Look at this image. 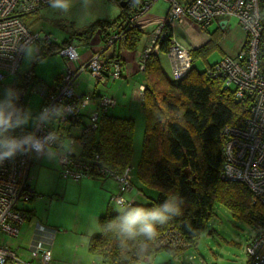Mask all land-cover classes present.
<instances>
[{"label": "built area", "instance_id": "obj_1", "mask_svg": "<svg viewBox=\"0 0 264 264\" xmlns=\"http://www.w3.org/2000/svg\"><path fill=\"white\" fill-rule=\"evenodd\" d=\"M155 0H144L139 8L125 22V27L135 25L137 17L145 14ZM168 4L164 19L144 36L145 48L140 57L143 69L147 55L159 50L166 30L175 24L191 21L200 28H206L215 19L235 18L245 32V43L236 57L226 56L215 62L207 70L208 77L221 80L223 88L230 90L236 100L246 98L249 102L248 115L241 127L226 125L222 129L224 137V161L220 178L244 184L253 196V202L264 207V75L260 71L258 45L262 35L263 0H192L180 4L177 0H165ZM55 0H0V82L8 77L17 78L20 64L27 47L35 45V55L39 46H48L55 42L47 33L32 31L23 17L37 12ZM125 29L112 34L100 51L92 53L77 67L64 68L62 75L51 89L55 93L47 95L43 86L40 93L43 102L32 129L27 132L13 133L5 139H14L19 147L11 156H3L0 149V235L16 238L20 228L28 218V210L18 206L19 202H30L35 190L30 184V169L34 155H40L57 146L59 139L66 141L57 151L59 175L62 179L79 181L85 178H110L118 185V191L110 197V203L119 208L121 197L130 207L133 202L125 197L133 188L134 167L128 164L122 173L108 168L98 153L87 157L76 155L70 146L83 147L80 135L88 129H97L100 117L109 108L116 105V99L103 95L94 99L90 93L76 94V79L82 72H89L99 82L107 76L118 79L122 73V62L118 57L104 59L103 49L117 42H124ZM169 56L172 71L178 75L182 68H190L191 58L188 50L175 39L170 38ZM58 55L68 62L79 59L74 43L62 45ZM182 63V64H180ZM142 90V86L140 87ZM96 105L87 124L76 134L68 132L69 127L82 115L90 104ZM30 138V139H29ZM27 141V142H23ZM39 143L40 147L35 145ZM254 233L246 246L245 264H264V217L254 226ZM56 229L35 225L30 241L29 259H24L0 240V264H49L51 245ZM46 234L41 237L40 234ZM157 248H189V243L173 227H169L155 239ZM200 264H213L201 262Z\"/></svg>", "mask_w": 264, "mask_h": 264}, {"label": "trees", "instance_id": "obj_2", "mask_svg": "<svg viewBox=\"0 0 264 264\" xmlns=\"http://www.w3.org/2000/svg\"><path fill=\"white\" fill-rule=\"evenodd\" d=\"M143 1L121 0L124 4H120L122 10L118 19L98 21L78 33L76 39L89 42L98 35L106 41L112 34L125 29V47L135 49L144 32L135 25L125 27V22ZM177 1L182 4L181 0ZM261 12L263 30L258 56L260 71L264 75L263 1ZM170 38L171 29L168 28L159 45L160 52L169 51ZM216 41L217 37L211 33L210 41L197 52L214 46ZM70 43H73L72 38L39 46V53L34 56L31 66L18 74L17 84L8 101L18 115L24 111V93L28 84L41 81L34 74L33 63L44 57L58 55L59 48ZM188 53L192 63L194 50ZM143 72L146 78L142 98L144 131L134 175L144 185L155 188L157 196L147 205L132 204L130 207L153 208L171 201L179 209V214H170V219L164 225H157V232L160 234L173 227L189 243V248L197 247L201 233L215 215V204L224 206L235 219L254 226L264 217V207L253 202V196L244 184L220 178L224 161L222 129L226 125H243L249 111L248 100H236L230 90L223 88L221 80L210 78L206 70L200 72L195 67H190L176 82L171 81L162 71L154 53L147 55ZM59 79L60 76H56L53 85H57ZM44 87L47 95L56 91ZM107 112L100 117L97 129H88L80 135L83 141L82 155L90 157L98 153L108 168L122 173L132 161L134 122L130 118L116 117ZM27 131L18 126L6 137ZM121 215L122 212L100 215L99 233L89 239V253L100 257L103 264H140L162 249L171 252L186 249L157 248V236L154 239L139 236L135 240H126L119 235L113 223Z\"/></svg>", "mask_w": 264, "mask_h": 264}, {"label": "crops", "instance_id": "obj_3", "mask_svg": "<svg viewBox=\"0 0 264 264\" xmlns=\"http://www.w3.org/2000/svg\"><path fill=\"white\" fill-rule=\"evenodd\" d=\"M188 1L190 0H181L180 2L186 4ZM165 14L166 10L163 16L158 18L154 26L147 30H143L142 26L138 25L136 22L134 23L137 28L144 32V35L141 37L135 49H127L124 42H117L115 46L112 45L103 49L101 53L102 58L111 59L112 57H118L122 62L121 76L118 79L111 78L113 82L110 87H107L104 83L107 78L98 82L89 72L80 73L76 79V94L90 93L93 95L94 99H98L103 95L112 96L116 99L117 103L114 107L108 109L107 114L133 120V154L130 164L134 167V173L140 158V153L138 155L140 145L136 144L135 135L136 132L139 133L144 131L142 98L146 78L143 69L140 68V57L145 48L144 36L150 33L156 25L164 19ZM211 33H214L215 37H217L215 45L201 52H197V50L206 46L210 41ZM171 37L188 51L194 50V60L190 64V67H195L200 72L207 70L211 65L223 57L238 56L246 39L245 32L235 18L215 19L206 28H200L188 20L172 26ZM221 37L224 39L227 38L228 41H223L219 45ZM80 44V52L76 46L79 59L68 62L62 57L65 64L60 69L57 76L62 75L64 68L77 67L92 53L100 51L105 44V40L99 37L97 40L93 38L89 42L82 41ZM218 48L221 52L218 58L214 61H209V52L212 49ZM154 54L158 57L160 67L169 80L176 82L185 74L184 72L179 76L173 73L172 61L168 52L164 53L157 50ZM79 78L81 79L79 80ZM84 82L88 83V85H92H89V88ZM141 86L142 90L140 89ZM48 87H53V80L52 84ZM94 110H96V105L90 103L84 109L83 115L69 127L68 132L76 134L81 127L87 124L88 116ZM137 136H139V134H137ZM66 145L64 139H59L54 149L33 156L30 169V184L34 188L36 196L29 202L30 206L26 209L28 210V218L21 226V232L18 237L12 238L10 236L0 235V240L2 244L14 250L20 257L29 259L30 254L28 245L34 236L33 230L35 225L39 224L56 229L51 245V261L49 264H103L100 257L89 253L87 245L90 237L99 233L98 218L100 215L121 212L117 206L114 204L111 205L109 201L110 197L115 195L118 191V185L114 180L110 178H85L73 184V186L78 189L80 196L84 195L90 201L89 217L85 224L75 222L70 227H67L61 221H51L48 214L41 218L37 214L40 201L45 199L38 195L48 194L46 192L49 191V186L46 183L47 177L46 175H42V171L43 169H51L54 170V175L55 172L57 174V151L61 146ZM70 148L74 154L82 155L81 146L74 144L70 146ZM35 160L39 163L36 180L34 178L35 175L32 173ZM68 187V184L58 186L59 198L49 200V203H64ZM156 196L157 190L141 183L135 175L133 178V188L125 194L128 200L140 206L149 204ZM214 207L216 213L222 206L216 205ZM248 226L249 228H243L241 226L239 227V225L232 224L228 227L220 225L216 219L211 220L201 233L196 248H186L175 252L163 249V251H166L163 252L160 250L154 255L144 259L140 264H200L201 262H211L213 264H245L247 261L246 246L254 233L253 226L251 224ZM40 235L43 238L46 237L44 233ZM33 239H36V237L34 236ZM34 263L37 264V261L35 260Z\"/></svg>", "mask_w": 264, "mask_h": 264}, {"label": "rangeland", "instance_id": "obj_4", "mask_svg": "<svg viewBox=\"0 0 264 264\" xmlns=\"http://www.w3.org/2000/svg\"><path fill=\"white\" fill-rule=\"evenodd\" d=\"M121 0H68V8H59L53 7V4H49L47 6L42 7L40 10L34 13H30L24 16L23 20L26 25L32 31H38L41 33L50 34L51 37L55 40L56 43H61L65 39L72 38L73 43L77 46L78 51H81V42L77 40L78 33L91 26L96 22L101 21H113L118 19L121 14L122 6L120 5ZM168 4L165 0H155L153 1L150 9L143 15L136 18L135 22L142 26L143 30H147L154 26L158 18L163 16ZM127 21V20H126ZM157 26V25H156ZM152 30V29H151ZM95 40L99 38L98 35L94 36ZM92 38V39H93ZM227 42V38L221 37L219 40V45L221 42ZM35 45L29 46L26 48L23 58L20 64V73L27 70L34 59ZM220 50L212 49L209 52V61H214L220 55ZM34 74L37 79H41L40 81H32L28 84L27 89L24 93V111L21 115H18L19 119L25 121L20 123L18 126L25 128L26 130H30L33 128L36 116L39 114L42 102L43 95L40 93V90L43 85L50 86L52 84V80L55 76L58 75L60 69L65 64L64 59L59 55H52L48 57L41 58L40 60H36L34 63ZM264 71V64H263ZM104 83L107 87H110L112 84V79L110 76L106 77ZM81 78H79L80 80ZM17 84V78L8 77L3 79L0 82V103L5 101H9L12 96V91ZM87 84L88 83H85ZM92 85V84H89ZM88 87L90 88V86ZM102 85V84H100ZM104 85V84H103ZM76 91V89H75ZM16 126L15 128H17ZM9 129L7 133H5L4 137H0V139H5L8 133L15 129ZM139 134V136H137ZM139 137V138H137ZM136 144L140 145V150L138 152L141 153L142 142H143V131L136 132L135 135ZM57 170V174L54 170L43 169L42 175H46V183L49 186V191H47L45 195H38L44 200L40 201L37 214L39 217H45L47 214L49 215V219L51 221H61L67 227H70L75 222L80 224H85L89 217L90 212V201L84 195L80 196L78 189L73 186L74 183L79 181L66 180L62 179L59 175V164ZM39 167V163L37 160L34 161L33 171L32 173L35 175V180L37 179V170ZM41 176V175H40ZM49 179V181H48ZM63 184H68L69 187L66 192V199L64 203H49V200L59 198V188ZM58 190H57V189ZM110 200V199H109ZM20 207L27 209L30 205L29 202H19L17 204ZM113 205V204H111ZM220 205V204H215ZM222 206V205H220ZM225 210V212H224ZM215 211V207H214ZM217 220L222 226H230V225H239V227L249 228V224L244 221H239L235 219L231 213L225 208L220 207L218 211H216L214 217L211 220ZM210 220V221H211ZM230 220V221H229ZM163 251V249H162ZM166 251V250H164ZM163 251V252H164Z\"/></svg>", "mask_w": 264, "mask_h": 264}, {"label": "clouds", "instance_id": "obj_5", "mask_svg": "<svg viewBox=\"0 0 264 264\" xmlns=\"http://www.w3.org/2000/svg\"><path fill=\"white\" fill-rule=\"evenodd\" d=\"M68 6V0H55L53 4V7L65 9ZM23 122L25 121L19 119L10 102L0 103V137H4L9 129L15 128ZM19 143L14 139H0V149H3L2 155L11 156L19 147ZM35 146L40 147L39 143ZM118 205L122 215L117 222L113 223L118 228L119 235L126 240H135L139 236L154 239L158 235L157 225H164L170 219V214H179V209L171 201L153 208L128 207L127 200L121 197Z\"/></svg>", "mask_w": 264, "mask_h": 264}, {"label": "bare ground", "instance_id": "obj_6", "mask_svg": "<svg viewBox=\"0 0 264 264\" xmlns=\"http://www.w3.org/2000/svg\"><path fill=\"white\" fill-rule=\"evenodd\" d=\"M180 64H182V63H180ZM185 68V67H184ZM184 68H182L181 69V71L179 72V74L178 75H180V74H182V73H184V71H185V69Z\"/></svg>", "mask_w": 264, "mask_h": 264}, {"label": "water", "instance_id": "obj_7", "mask_svg": "<svg viewBox=\"0 0 264 264\" xmlns=\"http://www.w3.org/2000/svg\"><path fill=\"white\" fill-rule=\"evenodd\" d=\"M120 4L123 5L124 3L121 2Z\"/></svg>", "mask_w": 264, "mask_h": 264}]
</instances>
